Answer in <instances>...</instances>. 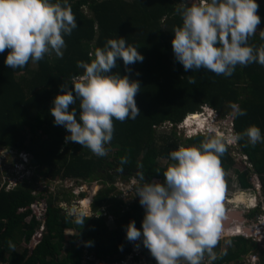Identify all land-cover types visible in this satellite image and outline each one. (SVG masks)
<instances>
[{"label": "trees", "instance_id": "1", "mask_svg": "<svg viewBox=\"0 0 264 264\" xmlns=\"http://www.w3.org/2000/svg\"><path fill=\"white\" fill-rule=\"evenodd\" d=\"M187 1L68 0L78 26L71 35L64 37L66 48L62 59L53 52L37 63L29 61L22 69H12L4 63L9 50L0 53V148L31 155L35 166L43 170L42 176L51 181L75 179L101 181L105 185L93 198V216L86 218L80 227L63 207L53 205L46 192L35 196L26 180L5 190L0 175V263L82 264L85 248L94 249L98 258L110 260L131 252L132 241L126 238V227L134 221L136 228L141 229L145 210L140 204H134L129 211H123L125 204L114 196L117 190L115 175L124 178L138 174L141 184L144 183L141 174L145 182H164L163 172L173 163L169 153L180 146V139L174 131L158 135L155 125L165 121L177 125L189 113L200 111L208 104L220 117H232L235 133L255 125L264 136V66L252 63L237 67L231 77H223L203 68L185 71L176 61L171 41L174 29L182 25L176 9L182 3L190 6L199 2ZM258 5L259 26L264 30V5ZM84 7L89 15L83 12ZM117 38L139 46L137 51L143 56L142 62L127 66L129 70L122 59H117V67L112 70L139 82L141 90L134 99L141 115L123 123L114 120L113 139L105 145L108 153L99 157L88 148L67 141L65 138L70 133L65 127L55 125L50 109L55 96L63 93L60 85L67 83L71 90L72 78L83 75L84 70L78 68L76 62H90L94 59L90 54L96 48L104 47L108 39ZM248 43L258 47L264 44V38L255 34ZM189 76L196 80L195 84L188 83ZM233 103L245 109L246 115L233 117ZM71 107L76 109L79 120V101ZM205 140V136L189 139L198 145ZM238 144L251 165L235 169L238 186L252 188L253 174L264 194V143L253 147L245 138ZM109 150L113 151L112 157ZM122 157H127V163H120ZM159 159H165L166 165ZM233 164V157L226 149L221 167L227 170ZM41 194L46 195L47 203L42 209L37 201ZM77 194L85 198V194ZM87 200L89 197L82 201ZM240 200L234 203L245 202ZM104 209L107 215L98 216L97 213ZM40 213L44 230H40L41 225L35 219ZM84 213L88 215V211ZM253 214L251 211L250 215ZM109 216L115 219L110 227L106 222ZM66 230L77 234L67 236ZM9 241L15 246L14 251L9 248ZM79 241H84L87 247L78 246ZM224 241L228 247L221 253L226 254L215 260L217 264L238 261L257 246L242 236ZM65 243H69L68 248ZM220 246L219 241L214 250L217 254H221ZM64 250L66 253L62 256Z\"/></svg>", "mask_w": 264, "mask_h": 264}, {"label": "clouds", "instance_id": "2", "mask_svg": "<svg viewBox=\"0 0 264 264\" xmlns=\"http://www.w3.org/2000/svg\"><path fill=\"white\" fill-rule=\"evenodd\" d=\"M258 9L256 0H199L190 6L182 3L176 9L182 25L174 29L171 41L176 61L185 71L203 68L223 77H231L237 67L252 63L264 66V44L257 47L248 43L261 23ZM77 26L68 0H56L55 3L50 0H0V53L9 50L5 65L22 69L29 61L37 63L53 52L62 59L66 48L64 37L71 35ZM260 34L264 38V30ZM137 47L127 44L124 38L108 39L104 47L96 48L90 54L94 55L90 62H76L77 67L84 70L83 75L72 78L71 90L67 83L60 85L63 93L55 96L50 109L55 125L65 127L70 133L66 140L104 157L108 153L105 145L113 139L114 120L123 123L141 115L134 99L141 90L139 82L112 71L117 67V59H122L126 70H129L127 66L142 62L143 56ZM188 83L195 84L196 80L189 76ZM77 100L79 120L76 109L71 107ZM204 107L217 113L206 104L200 111L189 114H202ZM231 107L233 117L246 115V110L237 104L233 103ZM232 120L231 117L233 127ZM169 123L174 125L171 121ZM245 138L253 147L264 143V136L255 125L243 132L232 133L229 142L235 144ZM4 151L8 153L6 149ZM225 151L224 138L210 136L198 146L180 145L171 151L169 158L173 163L163 172V183L145 182L141 174L140 179L144 183L137 187L136 195L145 214L141 229L136 228L134 221L128 223L126 238L137 241L142 237L143 246L149 250L156 264H202L205 255L211 264L226 254L214 251L222 239L223 228L228 229L232 225L226 215L229 210L224 209L222 203L224 172L221 157ZM18 154V165L31 163V155L25 152ZM0 158L5 162L6 156L2 153ZM120 163H127V157H122ZM252 183L254 187L260 186L256 176ZM5 185L6 182H2L3 188ZM78 191L72 193L77 194ZM251 206L257 209L249 210L254 212L256 220L264 216V212L257 213L259 204ZM90 216L80 212L75 222L81 227ZM244 218L233 220L243 224ZM223 220L228 221L227 226L222 225ZM8 244L14 251L12 242Z\"/></svg>", "mask_w": 264, "mask_h": 264}, {"label": "rangeland", "instance_id": "3", "mask_svg": "<svg viewBox=\"0 0 264 264\" xmlns=\"http://www.w3.org/2000/svg\"><path fill=\"white\" fill-rule=\"evenodd\" d=\"M194 0H188L187 2H191ZM199 1V0H198ZM195 2V1H194ZM257 4H263L264 0H256ZM83 12L86 15H89V11L86 7L83 8ZM261 27L257 26V32L259 36H261ZM202 114L199 113L202 117L208 120L204 125V129H200V125L196 126V120H193V122H188L187 119L189 116L195 115V114H188L184 121L178 125L174 124L172 126L169 121H165L164 123H161L159 125H155V129L157 130V134H170L171 132H175L178 138L180 139V145L189 146V145H197L198 143H192L189 141L190 138L195 136H205V139H207L210 136H222L224 138L226 149L229 151L231 156L233 157L234 164L231 168L227 170H223L224 176H223V182H224V188H223V206L224 209H229L230 211H234L236 215H241L245 217L243 219L244 223L240 222L242 232V237L255 242L256 243V250L254 253H258L260 249H264V227L260 229V233H252V231L256 230V228L253 230L255 222H256V216H248V212L250 209H256L252 208L251 205L255 206L259 204L260 210L257 213H263L264 212V195L262 193L261 188H259V185H256L254 187V184L252 188L247 189H240L238 186V182L236 179L235 169L241 170L244 166L249 167L248 161L245 158L244 154H242L239 144L238 143H230L229 137L233 131V127L231 126V117L226 116L220 117V115L213 110H210L207 107H204L202 110ZM185 122V123H184ZM187 124H191L190 127ZM195 124V125H194ZM190 127V128H189ZM70 135V134H69ZM67 137V136H66ZM68 141V140H67ZM67 142H64L66 144ZM116 147L113 149L115 150ZM112 149V150H113ZM112 150L110 151V157H112ZM1 153L6 156L5 162L1 160L0 158V175L2 176V182H6L5 189L8 190L13 187L14 184L23 181H27L30 184V187L32 188V194L35 196H38L40 193L46 192L49 196H51L53 200V205L62 207L66 210L68 215H72L73 218L76 220L77 216L80 212H85L86 210V203L82 200L89 197L90 201V209L92 212V202L93 198L96 196V194L105 187V185L101 181H93V182H85V181H74V182H68L66 180H60L56 179L54 181H51L47 178H44L42 176V171L38 169L36 166L29 163L26 165H18L17 161L19 160L20 154L17 152H5L4 149L0 148V155ZM160 163L162 165H166L165 159H159ZM255 175H251V181L254 179ZM8 181V182H7ZM163 183V182H161ZM141 185V181L138 180L136 175H132L130 177H116L115 179V186L117 187V190L114 194V196L117 199H121L123 203L125 204L123 207V211H129L131 207L134 204H140L139 203V197L136 195V189L138 186ZM66 186V187H65ZM71 187L69 189V187ZM80 190L83 194H85V198L82 199L81 195L79 194H73L72 191H78ZM241 190V191H239ZM70 191L72 194H70ZM79 192V191H78ZM236 195V196H235ZM251 195V197H249ZM253 195V196H252ZM46 196V195H45ZM43 194L38 198V204L41 206L40 209L43 207H46V197ZM245 196V197H244ZM244 197V198H243ZM58 198V199H57ZM245 200L243 204L241 203H234V200L237 201L239 199ZM68 201V202H67ZM256 207V206H255ZM104 216L106 214V209H104ZM257 210V209H256ZM255 210V212H256ZM93 213V212H92ZM41 215L38 214L35 219L40 223V225L44 224V219ZM107 215V214H106ZM229 223H232L228 229H223V236L220 240L221 245L219 247V252L227 249V244L225 243L226 239L232 238V236H236L234 232V221L236 218L234 217H228ZM232 219V220H230ZM234 219V220H233ZM107 225L113 226L115 223L114 217H106ZM226 223H228L227 220L222 221V225L226 226ZM245 225V226H244ZM249 226V227H246ZM249 229V230H248ZM244 230V231H243ZM251 231L250 233H248ZM77 234L76 231L73 230H66L65 234L67 236H72L74 234ZM260 240V241H257ZM78 246H85L87 245L84 241H79L77 243ZM69 247V243H65V248ZM21 248V246H20ZM85 250V249H84ZM83 250V254L84 251ZM95 250L93 249V252ZM65 250L62 253V256L65 255Z\"/></svg>", "mask_w": 264, "mask_h": 264}, {"label": "built area", "instance_id": "4", "mask_svg": "<svg viewBox=\"0 0 264 264\" xmlns=\"http://www.w3.org/2000/svg\"><path fill=\"white\" fill-rule=\"evenodd\" d=\"M35 206L36 205H34V207ZM256 227L259 228V230L264 227V216H260L257 218L254 228ZM40 230H44V224L40 226ZM84 247H87V245H85ZM130 249L131 252L126 254L124 257L120 259L111 258L112 260H110L98 258L93 251L89 250L88 248H85L82 264H156V261L151 256L149 250L143 246L142 237L140 240L132 241V243L130 244ZM202 264H209V258L207 257V255H205ZM211 264L217 263L215 261H212ZM222 264H264V249H260L258 253H254V251H251L245 255H242L238 261Z\"/></svg>", "mask_w": 264, "mask_h": 264}, {"label": "bare ground", "instance_id": "5", "mask_svg": "<svg viewBox=\"0 0 264 264\" xmlns=\"http://www.w3.org/2000/svg\"><path fill=\"white\" fill-rule=\"evenodd\" d=\"M202 116L200 115V114H195V115H192V116H189L188 117V119H187V121L188 122H193V120H196V126H198V125H200V129H204V127H205V123L206 122H208V120L207 119H205V118H201ZM187 125H189L190 127L192 126L191 124H187ZM195 125V124H194ZM189 127V128H190ZM240 200V199H239ZM90 201L91 200H87L85 203H86V210L85 211H88V215L91 213V210H90ZM238 201V200H237ZM241 201V200H240ZM239 201V202H240ZM241 227V225H240V222H237V223H235L234 222V232L235 233H237V234H240L241 232H242V229L240 228ZM249 230V229H248ZM252 233H260V231H259V228H257L256 227V230L255 231H252ZM236 235V234H235Z\"/></svg>", "mask_w": 264, "mask_h": 264}, {"label": "water", "instance_id": "6", "mask_svg": "<svg viewBox=\"0 0 264 264\" xmlns=\"http://www.w3.org/2000/svg\"><path fill=\"white\" fill-rule=\"evenodd\" d=\"M146 151H147V149H146ZM11 152H13V151H11ZM31 163L33 164V165H35L36 164V161L33 159V157L31 156ZM136 177L137 178H139V175L138 174H136ZM89 215H92L93 216V214L92 213H90ZM97 215L98 216H103L104 215V211H99L98 213H97ZM226 215L228 216V217H234V218H236L238 221H241L242 220V217H241V215L239 216V215H236V213L234 212V211H227L226 212ZM91 217V216H90ZM227 224L228 223H226V226H227Z\"/></svg>", "mask_w": 264, "mask_h": 264}, {"label": "flooded vegetation", "instance_id": "7", "mask_svg": "<svg viewBox=\"0 0 264 264\" xmlns=\"http://www.w3.org/2000/svg\"><path fill=\"white\" fill-rule=\"evenodd\" d=\"M116 177H118L117 175H115V179H116ZM226 210H229V209H226Z\"/></svg>", "mask_w": 264, "mask_h": 264}]
</instances>
